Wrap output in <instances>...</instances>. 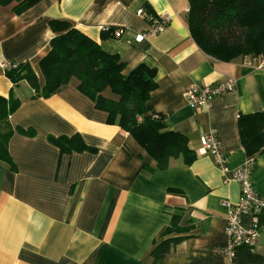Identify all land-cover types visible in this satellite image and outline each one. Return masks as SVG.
I'll return each mask as SVG.
<instances>
[{"label":"crops","instance_id":"1","mask_svg":"<svg viewBox=\"0 0 264 264\" xmlns=\"http://www.w3.org/2000/svg\"><path fill=\"white\" fill-rule=\"evenodd\" d=\"M188 8V0H39L18 15L0 7V61L26 63L40 87L39 62L54 36L51 20L69 21L116 53L124 74L140 63L155 68L148 104L166 116L168 128L187 137L196 154L189 165L178 157L156 169L129 133L107 123L106 114L77 90L76 78L48 97H33L26 81L13 84L0 69V95L20 101L8 117L15 169L0 163V264H151V243L172 214L191 228L159 264H233L213 249L228 243L226 219L240 187L223 182L227 174L200 151V137L216 132L229 169L250 160L251 187L264 197V151L247 157L237 131L240 114L264 110V62L221 61L204 53L190 36ZM139 9L166 13L170 20L162 32L138 41L148 25ZM106 27L121 28V35L114 37ZM227 78L235 80L234 89L216 95L208 110L187 105L185 91L192 84ZM17 127L34 135L20 134ZM74 134L94 150L60 153L48 140ZM143 163L155 169L148 172ZM241 221L248 224L251 216ZM260 235L258 251L264 252V230Z\"/></svg>","mask_w":264,"mask_h":264},{"label":"trees","instance_id":"2","mask_svg":"<svg viewBox=\"0 0 264 264\" xmlns=\"http://www.w3.org/2000/svg\"><path fill=\"white\" fill-rule=\"evenodd\" d=\"M39 0H0V7L21 14ZM187 26L192 40L212 58L229 61L237 57L264 58V0H188ZM54 33L50 50L40 60L44 79L40 87L35 73L26 64L4 70L5 76L16 84L24 80L32 88L33 97H48L77 79V90L89 98L94 107L106 114V122L116 124L137 142L151 157L155 168L164 170L169 160L181 157L191 164L196 154L188 146L187 137L168 128L166 116L148 104L156 88L155 68L138 64L124 74L123 63L116 53L103 50L96 42L79 32L69 21L51 20ZM112 30L111 28H109ZM108 91L111 96L104 95ZM19 99L0 95V163L9 169L15 166L8 152V140L13 133L8 117L19 106ZM18 133L33 136V129L17 127ZM240 143L249 158L264 151V110L240 114L237 119ZM60 153L93 151L78 134L48 136ZM152 168L143 163L148 172ZM169 191L180 193L177 189ZM257 227L264 230V207L257 213ZM180 216L172 214L169 225L153 239L149 250L151 264H159L177 243L187 237L190 226L179 225ZM254 247H234L233 264H264V252Z\"/></svg>","mask_w":264,"mask_h":264},{"label":"built area","instance_id":"3","mask_svg":"<svg viewBox=\"0 0 264 264\" xmlns=\"http://www.w3.org/2000/svg\"><path fill=\"white\" fill-rule=\"evenodd\" d=\"M137 14L144 17L147 22L145 33L138 35L136 39L141 40L145 34L160 33L170 20L166 13L149 15L143 9H139ZM104 30H109L106 27ZM114 37L121 35V28L111 30ZM15 66L13 63L0 61V69L6 70ZM235 87V80L227 78L214 85L192 84L185 91L187 105L195 111L208 110L211 107L212 99L219 94L230 91ZM200 151L211 156L213 163L224 174H227L223 182L234 180L239 184L240 195L238 201L231 205L226 219L225 233L228 243L225 247H215L213 253L220 254L232 259L234 247L237 245H247L255 247L258 243L260 230L257 227L256 213L264 207V197L258 195L251 187V161L236 169H229L226 164V157L220 149L219 139L214 130H209L200 137ZM243 215H250L251 221L244 224L241 221Z\"/></svg>","mask_w":264,"mask_h":264},{"label":"rangeland","instance_id":"4","mask_svg":"<svg viewBox=\"0 0 264 264\" xmlns=\"http://www.w3.org/2000/svg\"><path fill=\"white\" fill-rule=\"evenodd\" d=\"M250 61H252V62H256V63H258V62H264V58H260V57H251V56H246ZM260 238H261V235H260ZM259 245L257 246H255L253 249L256 251V252H259L258 250H259Z\"/></svg>","mask_w":264,"mask_h":264}]
</instances>
